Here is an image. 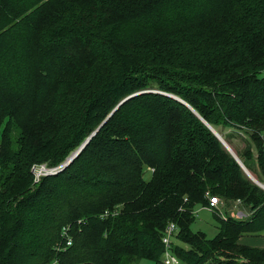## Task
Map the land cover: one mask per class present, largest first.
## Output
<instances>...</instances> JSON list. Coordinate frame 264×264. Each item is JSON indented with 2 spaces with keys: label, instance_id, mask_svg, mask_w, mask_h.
I'll return each instance as SVG.
<instances>
[{
  "label": "trees",
  "instance_id": "obj_1",
  "mask_svg": "<svg viewBox=\"0 0 264 264\" xmlns=\"http://www.w3.org/2000/svg\"><path fill=\"white\" fill-rule=\"evenodd\" d=\"M191 110L264 186V0H0V264H157L169 222L179 264H264V190ZM208 196L247 217L192 231Z\"/></svg>",
  "mask_w": 264,
  "mask_h": 264
},
{
  "label": "built area",
  "instance_id": "obj_2",
  "mask_svg": "<svg viewBox=\"0 0 264 264\" xmlns=\"http://www.w3.org/2000/svg\"><path fill=\"white\" fill-rule=\"evenodd\" d=\"M61 167H63V164L52 168H46L43 165H33L30 168L33 182H37L38 179L42 176L55 174ZM207 201H208V206L204 208H206L211 213L217 211V215L219 217L225 218L223 213L220 211V208L222 207V202H220L217 197L208 196ZM235 204H237L238 206L237 201L235 202ZM247 215H248L247 212H244L240 209L238 211L237 209L235 210V215L234 213H231L230 215H228V217L238 220V219H244L245 217H247ZM67 230L68 227H63L61 230V238L64 239L65 241L64 247L70 244V238L67 235L68 232ZM174 232H175V226L172 222L167 223L162 231V236L160 238V242L163 247V251L160 258L161 259L160 262L162 264H179L177 258L170 251Z\"/></svg>",
  "mask_w": 264,
  "mask_h": 264
},
{
  "label": "rangeland",
  "instance_id": "obj_3",
  "mask_svg": "<svg viewBox=\"0 0 264 264\" xmlns=\"http://www.w3.org/2000/svg\"><path fill=\"white\" fill-rule=\"evenodd\" d=\"M231 142H232V145L234 147H236V149H240L242 147V143L239 142V140L236 138H232ZM143 174H144V179H147V177H148L147 173L145 172ZM223 207H224V211L226 212V216L230 215L231 213H234V215H235V210L238 209V211H239V209H240V207L237 206V204H235V202H230L229 205H227L226 207L225 206H223ZM216 225H217V223L214 220V218L210 212H208L207 210L198 208L194 212V220L190 225V229L192 231L202 232L205 234V236L207 238H211L216 233ZM256 238H260V237H256ZM258 241L263 243L262 246H260V247H264V239L258 240ZM173 243H174V241H173ZM174 244H176V243H174ZM160 261H161V259H160ZM160 261H159V263H160ZM140 264H154V263L142 260V261H140Z\"/></svg>",
  "mask_w": 264,
  "mask_h": 264
},
{
  "label": "water",
  "instance_id": "obj_4",
  "mask_svg": "<svg viewBox=\"0 0 264 264\" xmlns=\"http://www.w3.org/2000/svg\"><path fill=\"white\" fill-rule=\"evenodd\" d=\"M134 95V94H133ZM133 95H130V96H127V97H125L124 99H122L114 108H113V110L111 111V113L117 108V106L118 105H120L122 102H124L126 99H128V98H130L131 96H133ZM174 99H176V98H174ZM176 100H178V99H176ZM181 102V101H180ZM182 104H184L183 102H181ZM186 107H188L186 104H184ZM189 108V107H188ZM192 111V110H191ZM193 112V111H192ZM111 113H109L108 115H107V117H109L110 116V114ZM194 113V112H193ZM194 115L196 116V117H198L195 113H194ZM106 117V118H107ZM105 118V119H106ZM198 119H200L199 117H198ZM105 121V120H104ZM104 121H102V123L104 122ZM200 121H202L201 119H200ZM102 123L100 124V125H98V127L84 140V142L74 151V152H72L70 155H69V157H67L66 159H65V161H64V163H63V166H66L78 153H79V151L84 147V145L86 144V142L89 140V138L91 137V136H93V134L97 131V129L102 125ZM202 123H204L203 121H202ZM204 125L210 130V132L214 135V137L220 142V144L222 145V147L231 155V157L235 160V162L238 164V166L240 167V169L243 171V173L246 175V177L252 182V183H254L256 186H258L259 188H261L262 190H264V186L262 185V184H260L258 181H256V180H253L252 178H250L249 176H248V174H247V172H246V170H245V168L242 166V164L240 163V161L237 159V157L235 156V155H233L227 148H226V145H225V143H224V141L220 138V136L210 127V126H208L206 123H204Z\"/></svg>",
  "mask_w": 264,
  "mask_h": 264
},
{
  "label": "crops",
  "instance_id": "obj_5",
  "mask_svg": "<svg viewBox=\"0 0 264 264\" xmlns=\"http://www.w3.org/2000/svg\"><path fill=\"white\" fill-rule=\"evenodd\" d=\"M198 208H201V209L207 210V209L204 208V207H196V208L194 209V211H193V215H194L195 210L198 209ZM207 211H208V210H207ZM220 211H221V212L223 211L222 207L220 208ZM208 212H209V211H208ZM210 213H211V212H210ZM211 215H212V213H211ZM223 215H225V214H223ZM262 239H264V237L256 238V237H251V236H242V237H240V238L238 239L237 243H238L239 245H242V246L256 247V248H264V247H260V246H262L263 243L258 241V240H262ZM138 264H140V262H139ZM157 264H162V263H161V262H160V263L158 262Z\"/></svg>",
  "mask_w": 264,
  "mask_h": 264
},
{
  "label": "bare ground",
  "instance_id": "obj_6",
  "mask_svg": "<svg viewBox=\"0 0 264 264\" xmlns=\"http://www.w3.org/2000/svg\"><path fill=\"white\" fill-rule=\"evenodd\" d=\"M225 143V142H224ZM225 145H226V148L233 154V155H235V153L233 152V150L225 143ZM247 172V174H248V176L250 177V178H252L253 180H256L255 178H253L252 177V175L248 172V171H246Z\"/></svg>",
  "mask_w": 264,
  "mask_h": 264
}]
</instances>
